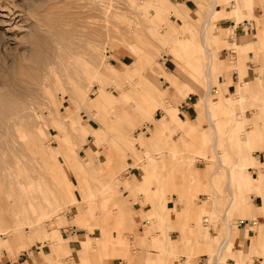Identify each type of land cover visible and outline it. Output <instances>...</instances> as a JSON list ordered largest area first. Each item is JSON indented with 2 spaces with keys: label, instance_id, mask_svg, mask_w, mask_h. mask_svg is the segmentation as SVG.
Returning a JSON list of instances; mask_svg holds the SVG:
<instances>
[{
  "label": "rangeland",
  "instance_id": "obj_1",
  "mask_svg": "<svg viewBox=\"0 0 264 264\" xmlns=\"http://www.w3.org/2000/svg\"><path fill=\"white\" fill-rule=\"evenodd\" d=\"M170 1L179 8L167 10L163 0H0V213L10 214L12 218L0 230L1 241L6 247L11 246V250L0 251V264L19 254L20 247L46 244L59 249L64 244L62 235L68 241L74 228L90 235L81 244L90 245L89 255L95 251L92 258L108 257L116 250L125 251L129 258L128 250H136L129 232L134 227V219L127 214L119 225L118 217L119 207L127 208V193L121 183L128 188L130 182L126 177L130 175L131 167H134L135 176L140 165L144 166L142 176L154 179V196L160 204L172 197L167 189L159 190L170 179L193 177V171L202 161L207 165L217 164L215 171L220 167L211 138H200L203 136L200 133V137L192 140L185 137L196 145V151H185L186 142L176 131L186 133V130L182 129L181 122H177L169 129H158L164 140L162 147L154 141L156 133L146 126L158 125L163 109L150 118V113L158 108V102L146 94L138 80L145 67L156 65L163 68V72L156 74L159 84L167 90L166 104L178 106L184 98L176 87L187 82L186 89L201 96L199 118L206 128L204 135H212L210 121L205 116L203 93L209 86L212 99L216 94L213 86L220 83L216 78L208 85L205 74L208 58L201 38V24L211 14L209 26L215 29L206 43L215 44L221 36L216 35L218 29L213 20L221 18L224 11L217 10L215 5L222 3L227 7L231 0H211L210 8H201V17L184 6L182 0ZM241 2L235 0L236 9ZM166 66L173 70L168 71ZM125 69L131 75L127 76ZM109 72L113 80L103 82ZM116 84L123 90L125 99L135 108L140 107L138 111L117 107V114L129 119L122 124L116 113L106 111L99 98H92L101 86L121 95ZM256 87L257 90L251 88L254 89L252 93L258 91V94L250 96L256 103L251 99L245 101L247 104L243 103L244 110L249 109L253 115L246 112L251 119L239 130L238 140L249 136L248 130L257 132L258 126L261 128L264 124V119L259 125L256 119V113L264 111V83L258 82ZM246 92L237 83L234 95L230 93L229 96L245 95ZM226 104L227 101L216 100L210 105V117L219 130L221 144L228 135L224 125V119L228 117ZM142 128L149 146L144 147L142 138L136 140L134 144L140 149L141 156L133 158L128 140L138 135ZM96 132L107 137L111 135V138L103 143ZM32 134L36 135L40 146L35 155L29 147ZM221 144L216 148L227 150L231 157L222 156L224 163L218 173L234 167V150ZM199 145L206 147L208 152H199ZM93 160L103 164L104 170H96ZM55 165L62 181L50 179ZM257 169L261 173L254 177V183L261 185L264 174L262 169ZM216 179L219 200L214 201V206L217 210L206 212L198 207L204 213L197 224L205 230L215 224L217 233L212 240L215 250L205 251L210 255L209 264L213 263L214 254L223 251L222 259L218 261L224 264L233 254L230 244L224 250L220 249L228 234L223 215L227 214L232 226L240 221V215L234 208L227 209L231 193L225 185L229 179L226 176ZM111 180L117 182L113 189L107 184ZM69 189L75 190L77 202L70 200ZM248 192L256 204L253 219L257 227L260 225L257 209L261 208L264 215L260 197L249 188L238 189L235 197L241 199ZM138 193H144L143 200L150 202V191L141 188L136 191ZM194 198L201 202L197 194ZM247 203L252 204L251 198ZM172 209L177 210L176 206ZM166 210L159 206L158 218H163ZM261 221L264 222V216ZM262 226L264 228V224ZM159 229L164 230V226L159 225ZM48 232L51 235H46ZM108 236L113 237V242L108 241ZM122 236L123 241L114 242Z\"/></svg>",
  "mask_w": 264,
  "mask_h": 264
},
{
  "label": "crops",
  "instance_id": "obj_2",
  "mask_svg": "<svg viewBox=\"0 0 264 264\" xmlns=\"http://www.w3.org/2000/svg\"><path fill=\"white\" fill-rule=\"evenodd\" d=\"M210 1L211 0L208 2H206V0H182L184 6L188 7L190 11L192 10L197 17H201V13L199 12L202 7H204V9L210 8ZM163 4L167 10L179 8L170 0H163ZM235 5V0H231L227 7L222 3H217L215 5L217 10H224L221 13V18L213 20L214 25L218 29L216 35L221 36L215 44L208 45L206 43L210 32H214L213 29H215H211L209 26L211 14H208L201 24V38L208 58L205 72L208 85L216 78L219 79L218 83H220L213 86L216 94L213 93L215 95H213L212 99L210 98L212 95H210L209 86L203 93L206 98L205 116L210 121L212 135H210V133L209 135H204V130L206 128L200 122L201 119L199 118L201 96L199 93L189 92L186 89L187 82L182 86L176 87L177 91L184 98L180 101L178 106H176L172 103L169 105L166 104L168 93L167 90L159 84L157 79L158 75L156 74V72H163L161 66L154 65L153 67H145L141 78L138 80V83L145 90L146 94L158 102V108L155 109L156 111L154 110L150 113V118H153L154 113L156 114L159 109H163L162 116L158 118V125L153 123V126L150 127L145 124L153 133H156L154 141L164 147V140L162 134L158 132V129L166 130L169 129L172 124L181 122L182 129H185L186 133L180 130H177L176 133L179 132V137L184 138L186 142L184 147L185 151L191 152L192 149L196 151V145L190 143V140L187 141L185 137L191 139L200 137L202 134L203 136L200 138H211L214 148L213 151L220 167L223 166L224 163L222 156L224 155L230 158L231 154L227 150L224 151L216 148L217 144H221L219 141L220 133L216 128V123L210 117V105L214 104L216 100L227 101L226 109L228 117L224 119V125L228 135L224 136L226 140H224L222 144H226L228 150H230V148L234 150V167L230 170L226 168V172L218 173L220 167L215 171L217 164L212 162V164L207 165L202 161L197 169L193 171V177H174L170 179L165 186L159 189L160 191H165V189H167L168 195L172 196L170 200H164L161 204L158 203V201L156 202L154 196L156 193L154 179L150 177L144 178L142 176L145 174L143 171L144 166L140 165V170L135 176V172L133 173L134 167H131L130 175L126 177L130 182L127 185L128 188L125 187L124 183H121L124 192L127 193V195H125L126 201L128 202V204L125 205L127 208L124 207V205L119 207L120 217H118L119 225L122 224L127 214L133 216L134 219V227L129 232L132 233L130 240L135 243L136 250L134 251V248L133 250H128L130 254L129 258L126 257V252L122 250H116L112 255H108V257L92 258V254L95 251L89 255L90 245L88 243L81 244L85 243V237L90 235L77 232V229L74 228L70 233V239L68 241L62 235L64 244L61 248H52L51 246H46V244L32 245L31 248L20 247L19 254L6 260L4 264H209L210 255L205 250H209L210 252L215 250L212 240H214L217 231L213 223L209 225L208 230H205V227H200L197 224L198 218L204 213L203 211L201 212L199 208H203L206 212L217 210L214 206V201L219 200V187L216 178L225 176L229 179V181L226 182L225 188L231 193L227 209L234 208L235 212L240 215V221L235 222V224L233 223L234 226H232V223L227 220V214L225 213L223 215L228 234L220 244V249L224 250L230 244L233 254V257L226 259L224 264H264V228L262 226L264 222L261 221L264 216L263 211L261 208L257 209L260 216V225L256 227L253 219L255 213L253 207L256 206V204L253 201L254 199L251 192L246 193L241 199L235 197V191H238V189L243 190L249 188L255 192V194L260 197L262 203H264V181L260 183L261 185L255 184L257 182L254 183V177L257 176L258 173H261V171L258 172L257 167L262 169V175L264 174V124L261 128L258 126L257 132L248 130L250 135L238 140L240 137L239 130L251 119L250 116L246 114V112L251 114L249 109L246 108V110H244L245 101L251 99L256 103L255 99H253L254 97L250 98V96H252V94H258V91L252 93L254 89L251 88L257 90L258 88L256 86L258 82L264 83V0H242L241 5L237 9ZM180 24H182V21ZM219 29L221 30L219 31ZM141 48L145 50L143 47ZM146 54H148L147 51ZM170 61L172 63V60ZM108 65L110 66L109 62ZM231 67L232 69H229ZM166 69L168 71L173 70L169 66H166ZM125 74L127 76L131 75L127 69H125ZM111 76L112 73L109 72L108 77L102 81H108ZM167 78H169V80L171 79L170 76H167ZM237 83L241 90H247L245 95L233 96ZM242 85H245V87H242ZM169 87L173 86L169 85ZM116 88L122 93L121 95L114 94L106 90L104 86H101L96 92V96L92 98H99L104 108H106V111L109 110L116 114L117 110L115 109L117 107L135 109L137 111L140 110V107L135 108L130 100L125 99L123 90L120 89L119 86ZM230 93L233 95L229 96ZM214 96L216 97L214 98ZM238 109H240V111L237 113ZM100 111L103 110L101 109ZM117 115L120 119L119 124L126 123L129 120L126 116L121 114ZM256 119H258V125L262 123L264 111L257 112ZM145 132L146 131L142 128L138 135L129 137L128 142L133 150L130 155L133 158H139L141 156L140 149L134 144L136 140L142 138L144 147L148 148L149 146L147 139L143 137ZM87 135L88 131L86 138ZM96 136L103 143L109 141L111 138V135L107 137L97 132ZM118 145L121 149L122 144L119 143ZM173 147L174 150L177 149L176 146ZM199 148V152H208L206 147L199 145ZM158 162L165 163V161L163 162L160 159ZM92 163L95 165L96 170H104L103 164H96L94 160ZM76 164L77 163L73 162V166H76ZM53 170H59L58 166L55 165ZM253 172H256V175ZM112 173L113 171H110V174ZM116 183L117 182L111 180L107 184L110 189H113ZM150 184L154 185L150 186ZM94 186L95 189H98V185L95 184ZM141 188H146L147 191L152 193L150 202L143 200L144 193L136 194V191ZM196 194L199 196V201L201 202L195 201L194 197ZM68 195L72 202H77L74 189H69ZM248 198H251L252 204L247 203ZM189 201L190 204L187 203ZM202 202L206 204H202ZM262 203L260 205H262ZM159 206L167 209L164 212L163 218H158L157 208ZM175 206L177 210L172 209V207ZM126 210L128 211L126 212ZM77 219L81 222L78 217ZM159 225H163L164 230H160ZM161 231L163 234H160ZM33 233L37 232L33 231ZM46 235H51V232H48ZM107 239L113 242L112 236H108ZM123 239L124 237L122 236L121 240L120 238H116L114 242L119 243L123 241ZM5 248L11 250V246L9 245L6 247L0 239V251L3 249L5 250ZM166 253L171 255L165 256ZM222 255L223 251L214 254L212 264H221L218 260L222 259Z\"/></svg>",
  "mask_w": 264,
  "mask_h": 264
},
{
  "label": "bare ground",
  "instance_id": "obj_3",
  "mask_svg": "<svg viewBox=\"0 0 264 264\" xmlns=\"http://www.w3.org/2000/svg\"><path fill=\"white\" fill-rule=\"evenodd\" d=\"M104 12V11H103ZM34 55V54H33ZM31 142H32V144L29 146V147H31V152L35 155V153H37V148L38 147H40L39 145H38V141H37V137H36V135L35 134H32L31 135ZM37 150V151H36ZM11 175H13V174H11ZM50 179H52V180H60V181H62V177H61V173L59 172V170H57V171H55V172H50ZM1 182V181H0ZM2 190H3V188H2ZM3 207V206H2ZM28 208V207H27ZM27 210V209H26ZM11 219L12 218H10V214H5V213H3V214H1L0 213V230H3L4 229V226H5V224L6 223H8V222H10L11 221Z\"/></svg>",
  "mask_w": 264,
  "mask_h": 264
}]
</instances>
